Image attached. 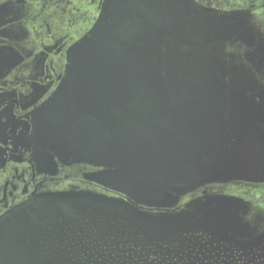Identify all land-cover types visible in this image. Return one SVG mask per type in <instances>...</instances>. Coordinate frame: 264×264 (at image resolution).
I'll return each instance as SVG.
<instances>
[{
	"label": "flooded vegetation",
	"instance_id": "flooded-vegetation-1",
	"mask_svg": "<svg viewBox=\"0 0 264 264\" xmlns=\"http://www.w3.org/2000/svg\"><path fill=\"white\" fill-rule=\"evenodd\" d=\"M108 1L0 0V228L17 210L48 195L128 201L127 188L109 174V155L91 149L96 140L87 133L89 127L85 134L79 132L77 101L62 90L71 69V49L93 28ZM191 1L210 15L237 6L227 0ZM247 1L248 10H264V0ZM256 100L264 112V99ZM63 104L62 115H54L61 114ZM256 125L264 128L262 121ZM115 158L118 167L124 166L125 158ZM120 173L117 179L124 181L125 170ZM131 174L133 181L138 173ZM167 175L171 183L163 189L168 194L151 199V206L137 207L176 218L191 213L208 222L167 226L179 231L180 240L165 248V264H264L263 173L217 181L187 168ZM256 212L261 217L253 216ZM215 216L229 218L230 225L214 224Z\"/></svg>",
	"mask_w": 264,
	"mask_h": 264
},
{
	"label": "water",
	"instance_id": "water-1",
	"mask_svg": "<svg viewBox=\"0 0 264 264\" xmlns=\"http://www.w3.org/2000/svg\"><path fill=\"white\" fill-rule=\"evenodd\" d=\"M129 4L128 0H109L90 32L70 51L69 80L65 81L62 90H66L69 100L77 101L75 104L79 110L76 121L81 122L79 132L85 134L89 127L87 133L91 134V138L98 142L101 140L102 117L99 111L92 110L93 96L98 100L104 96L121 100L133 97L140 103L153 99L165 101L180 98L182 91L187 87V94L200 87L204 89L205 96L201 100L188 102L208 104V114L197 119L198 127L190 126L189 129L195 132V135L203 132L208 135L206 146L209 156L198 164L184 160L181 154L180 157L168 155L164 157L162 164L155 165L150 171L151 183L142 185V189L151 186L159 190L160 194H168L163 189L170 181V175L167 174L188 169L183 163L192 168L195 176L204 177L205 180L230 179L232 177L218 175L220 171L217 168L227 167L229 159L245 164L244 161L249 159V149L246 148L248 137H256L255 139L259 140L261 157L258 162L253 161L251 164L257 165L255 167L261 173L264 172V128L256 125V120L262 121L264 125V112L259 110L256 100L264 99V38L246 26L247 14L234 11L220 15L216 13L213 18L210 15L213 30L204 33L206 38L193 36L185 39L180 32L173 33L170 29L168 31L165 19L154 23L144 12L139 14L141 10L132 11ZM217 22L218 26L215 25ZM233 35L234 40L248 46L247 57L251 65L243 70L239 69L238 58L221 59L225 56L222 44L214 49L215 52L211 48L205 49L206 44L224 43L223 37L229 39ZM164 36L169 37L170 41H162ZM177 42L185 46H201L200 49L208 56L203 55L194 62L188 61L194 56L187 55L186 50L182 48H177L179 46L174 45ZM140 44L142 46L138 47ZM149 44L152 50H148ZM117 71H123L128 82L122 84L119 89ZM67 108L70 106L67 105ZM72 115L73 113L66 115V123L72 120ZM176 127L177 131L182 130L180 126ZM176 130L170 131L171 143L177 138ZM225 130L227 132H224ZM160 140L164 141V138L161 137ZM78 144L81 143H74V146ZM115 157L109 159V163H112L109 164V174L116 178L117 183L121 182L118 183L121 184L119 187L127 188L129 202L104 197L83 198L95 199L100 203L125 209L136 221L142 223L143 225H140L147 231L148 228L158 231L177 221V215H155L143 212L137 207L139 204L152 205V202L147 200L148 194L144 197L133 188L134 182L130 178H133L131 173L136 171L137 166H130L128 162L131 160L125 158L124 166L118 167ZM123 170L126 172L124 181L117 179ZM143 174L141 173L140 180L144 182ZM146 175H149L148 172ZM73 197L82 198L79 195ZM215 217L212 220L218 226L231 223L229 218Z\"/></svg>",
	"mask_w": 264,
	"mask_h": 264
},
{
	"label": "rangeland",
	"instance_id": "rangeland-1",
	"mask_svg": "<svg viewBox=\"0 0 264 264\" xmlns=\"http://www.w3.org/2000/svg\"><path fill=\"white\" fill-rule=\"evenodd\" d=\"M227 1L237 3V6H232L231 12L247 14L246 26L264 38V10L259 8L248 10L247 0ZM221 2L224 3L223 0ZM128 3L132 6V11L141 10L139 14L144 12V15L154 23L165 19L167 30L170 29L173 33L180 32L185 39L193 36L206 38L204 33L213 30L210 19L215 17V13L212 12L210 18L205 9H198L191 0H128ZM236 7L248 11L234 10ZM224 13L230 12H221ZM218 23L215 25L218 26ZM77 30L78 27L75 28V31ZM227 38L223 37L224 43L210 42L205 45V49L211 48L214 51L222 44V50L231 54L222 57V60H231L234 57L238 58L240 70L250 67L251 62L247 57L248 46L234 40V35ZM162 41L170 40L164 36ZM174 45L186 50L187 55L192 54L194 57L188 59L191 62L203 55L208 56L200 49L201 46H185L178 42ZM141 46L142 44L138 47ZM148 50H152L150 44ZM117 73L119 89L122 84L128 82L123 71ZM68 80L67 75L66 81ZM187 92L188 87L182 91L180 98L165 101L153 99L141 103L133 97L121 100L104 96L99 101L93 96L91 99L92 110L99 111L102 117L101 140L93 142L91 149L94 152H105L109 158L120 155L135 163L134 167L137 166L138 174L134 176L133 188L144 197L148 194L147 200L159 199L164 195L151 186L143 188L144 191L142 189V185L151 183L150 171L155 165L162 164L164 157L168 155L180 157L181 154L184 160L199 164L202 159L209 156L206 146L208 135H205V132L195 135V132L189 129L190 126H199L196 121L208 114V104H192L188 101L201 100L205 96V91L197 87V90L194 89L188 94ZM64 106V104L61 106V114L57 112L53 114L61 116ZM176 126H180L182 130L177 131ZM171 130H176L177 138L174 143L169 141ZM164 134L165 136H160ZM156 136L163 137L164 141L155 138ZM255 138L248 137L246 142L249 159L244 161L245 164L229 159L227 167L217 168L220 171L218 175L251 179L260 174L261 171L255 167L257 165L251 164L253 161L258 162L261 157L259 151L261 146L259 140ZM191 169L189 167L187 170ZM146 172L149 175H146ZM141 173H144L142 175L144 182L140 180ZM190 214H181L177 221L169 225L208 222V218L194 217ZM258 215L261 217L259 212L253 214ZM4 224L6 225L0 228V264H165L164 260L168 257L165 248L170 242L180 240L179 231L175 229L173 231L165 226L158 231L152 228H148L147 231L141 226L143 224L136 221L125 209L103 204L95 199L68 195H48L32 205H25L13 214L10 222L8 219ZM156 253L160 256H154ZM157 257L161 260L153 261V258Z\"/></svg>",
	"mask_w": 264,
	"mask_h": 264
}]
</instances>
